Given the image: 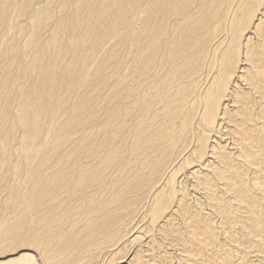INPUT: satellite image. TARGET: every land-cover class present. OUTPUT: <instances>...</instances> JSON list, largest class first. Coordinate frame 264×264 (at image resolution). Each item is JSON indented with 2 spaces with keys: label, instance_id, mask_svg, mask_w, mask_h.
Here are the masks:
<instances>
[{
  "label": "bare ground",
  "instance_id": "obj_1",
  "mask_svg": "<svg viewBox=\"0 0 264 264\" xmlns=\"http://www.w3.org/2000/svg\"><path fill=\"white\" fill-rule=\"evenodd\" d=\"M0 264H264V0H0Z\"/></svg>",
  "mask_w": 264,
  "mask_h": 264
}]
</instances>
